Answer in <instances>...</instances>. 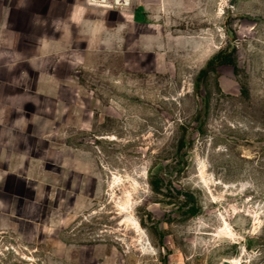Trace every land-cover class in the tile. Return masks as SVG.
Returning a JSON list of instances; mask_svg holds the SVG:
<instances>
[{
  "label": "rangeland",
  "instance_id": "1",
  "mask_svg": "<svg viewBox=\"0 0 264 264\" xmlns=\"http://www.w3.org/2000/svg\"><path fill=\"white\" fill-rule=\"evenodd\" d=\"M12 1L0 66L53 80L44 122L70 149L41 225L0 238V264H264V0L94 6L87 42L55 67L5 49L8 23L23 27ZM220 51L236 66L208 77L200 124L194 82Z\"/></svg>",
  "mask_w": 264,
  "mask_h": 264
},
{
  "label": "crops",
  "instance_id": "2",
  "mask_svg": "<svg viewBox=\"0 0 264 264\" xmlns=\"http://www.w3.org/2000/svg\"><path fill=\"white\" fill-rule=\"evenodd\" d=\"M9 4L8 19L22 18L23 27L8 23L14 37L5 49L34 51L22 58L27 65L42 60L45 66H62L64 52L78 51L79 43L87 42L94 31V6L87 0H13ZM19 64L7 59L0 66L4 71L0 72V238L21 232L23 224L41 225L50 201L47 190L57 185L48 182L50 165L54 173L57 167L63 168V157L70 149L56 138L61 125L44 122V100L57 99L56 93L48 95L40 89L39 76L18 73ZM43 82L53 80L44 77Z\"/></svg>",
  "mask_w": 264,
  "mask_h": 264
},
{
  "label": "trees",
  "instance_id": "3",
  "mask_svg": "<svg viewBox=\"0 0 264 264\" xmlns=\"http://www.w3.org/2000/svg\"><path fill=\"white\" fill-rule=\"evenodd\" d=\"M223 64H230L233 66H236L235 58L232 56L231 53H227V51H220L215 56H213L209 61L205 64V66L199 71L195 82H194V92L201 97L202 102L200 109L197 112L196 120L202 124L203 119L207 116V112L209 109V97L208 95L202 94V89L206 85L208 81V77L211 75V73H214L216 68ZM245 92V91H244ZM196 131L202 132V128H198ZM187 149L188 145L185 140V136L182 137L180 140L179 148ZM186 153V151H185Z\"/></svg>",
  "mask_w": 264,
  "mask_h": 264
},
{
  "label": "built area",
  "instance_id": "4",
  "mask_svg": "<svg viewBox=\"0 0 264 264\" xmlns=\"http://www.w3.org/2000/svg\"><path fill=\"white\" fill-rule=\"evenodd\" d=\"M92 6L119 10L129 8L135 0H87Z\"/></svg>",
  "mask_w": 264,
  "mask_h": 264
},
{
  "label": "bare ground",
  "instance_id": "5",
  "mask_svg": "<svg viewBox=\"0 0 264 264\" xmlns=\"http://www.w3.org/2000/svg\"><path fill=\"white\" fill-rule=\"evenodd\" d=\"M228 263L231 264V263H233V261H229Z\"/></svg>",
  "mask_w": 264,
  "mask_h": 264
}]
</instances>
